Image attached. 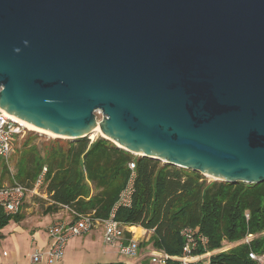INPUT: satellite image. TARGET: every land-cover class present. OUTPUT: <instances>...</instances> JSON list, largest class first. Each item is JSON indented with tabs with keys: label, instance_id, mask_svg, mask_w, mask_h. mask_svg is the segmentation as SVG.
Here are the masks:
<instances>
[{
	"label": "water",
	"instance_id": "95a60500",
	"mask_svg": "<svg viewBox=\"0 0 264 264\" xmlns=\"http://www.w3.org/2000/svg\"><path fill=\"white\" fill-rule=\"evenodd\" d=\"M0 106L58 137L98 129L263 183L264 0H0Z\"/></svg>",
	"mask_w": 264,
	"mask_h": 264
},
{
	"label": "trees",
	"instance_id": "16d2710c",
	"mask_svg": "<svg viewBox=\"0 0 264 264\" xmlns=\"http://www.w3.org/2000/svg\"><path fill=\"white\" fill-rule=\"evenodd\" d=\"M56 142L45 156L35 146L30 147L13 177L31 189L45 166L48 168L44 185L48 200L43 214H54L61 208H69L74 220L78 214H92L101 220L114 214L125 225L153 229L140 246L172 255L182 253V229L198 227L208 241L196 252L206 257L193 264H257L249 252L264 255V181H209L201 172L136 155L104 137ZM132 162L134 170L129 167ZM128 188L129 204H119ZM19 219V212L8 215L0 207V240L3 228ZM250 233L256 237L249 243L221 251L224 242H239ZM127 235L131 237L130 232ZM142 264L150 261L143 259Z\"/></svg>",
	"mask_w": 264,
	"mask_h": 264
},
{
	"label": "built area",
	"instance_id": "2783aa9c",
	"mask_svg": "<svg viewBox=\"0 0 264 264\" xmlns=\"http://www.w3.org/2000/svg\"><path fill=\"white\" fill-rule=\"evenodd\" d=\"M24 126L17 120H14L4 109L0 106V159L8 160L14 152L13 146L18 135L23 131ZM137 155V154H136ZM135 162L130 163L131 170L135 169ZM48 168L42 170L34 183V190L39 187H44L46 181V173ZM28 188L20 183L14 181L9 185L0 186V207L4 208L8 215H16L20 212L22 204L26 198ZM131 189L128 188L122 195L119 204L128 205L130 202ZM247 218L249 215L247 214ZM98 224L104 226V241L112 246H117L119 253L124 257L135 259L139 258L141 253L140 240L134 235L135 232L131 230L132 226H128L118 221L114 214L105 220L93 218L92 214H78L76 220L66 222L64 220H57L53 222L48 228V235H50L51 243L46 250H36L30 257L31 264H58L62 261L65 253V247L69 240L79 235L89 233ZM130 232L132 237H127ZM150 235L152 230H148ZM183 248L182 253L172 255L165 250L157 248H150L148 253V261L150 264H172L179 262V264H193L205 258L206 255L199 254L196 251L201 245L208 241V238L199 230V228L186 227L182 229ZM256 235L250 233L244 239L237 242L249 243ZM210 254V252H207ZM9 252L4 250L3 256H8ZM249 258H252L257 264H264V255L257 254L254 250L249 252ZM135 264H142V260ZM9 264V263H6Z\"/></svg>",
	"mask_w": 264,
	"mask_h": 264
},
{
	"label": "rangeland",
	"instance_id": "374dc122",
	"mask_svg": "<svg viewBox=\"0 0 264 264\" xmlns=\"http://www.w3.org/2000/svg\"><path fill=\"white\" fill-rule=\"evenodd\" d=\"M99 137H101L100 132L91 135L92 140ZM59 140L64 144L67 141H73L64 137L53 136L45 132L41 133L31 129L30 127L28 128L24 126L23 131L17 136L15 140L13 146L14 152L11 154L9 159H0L1 186L9 185L14 182L13 177H15L17 173L19 165L18 162L24 153L30 150V147L35 146L39 153L42 156H45L46 150ZM5 166L7 168H5ZM206 178L209 181L215 180L209 176H206ZM27 192L28 193L19 212L20 219L18 222H15L14 220L12 221L13 223L17 224V227L12 226L13 223H10L9 226L5 227L6 237L0 240V264H29L30 257L33 254V249H35L37 246L34 232L31 230L33 227H35V223L37 222L34 219H41L45 216L43 214V210L46 208L48 195L46 197L44 196L46 192L44 187H39L34 190L33 186L31 189L28 188ZM55 221H57V219H55ZM18 224L23 225V227L26 229L22 230L20 227H18ZM133 231L138 232L139 230L134 229ZM41 235L44 240L48 236L46 235L45 230H41ZM132 235L133 234H131V237ZM150 236V232H148V235L137 238H139L141 244L142 242L147 241ZM127 237L129 236L127 235ZM234 247L236 246L224 242V246L222 247L221 251L229 250V248L231 249ZM65 249L66 250L62 261L58 262V264H106L118 262L120 259H124L125 261L132 260L135 262V260L147 259L148 253L150 251V247L148 248L142 245L141 253L138 259L124 257L119 253L117 246H112L104 241V226L102 224H98L89 233L76 236L75 238L69 240ZM4 250L9 252L8 256H3Z\"/></svg>",
	"mask_w": 264,
	"mask_h": 264
},
{
	"label": "crops",
	"instance_id": "0c3cea01",
	"mask_svg": "<svg viewBox=\"0 0 264 264\" xmlns=\"http://www.w3.org/2000/svg\"><path fill=\"white\" fill-rule=\"evenodd\" d=\"M45 197L47 196V193L45 192V195H44ZM47 205V204H46ZM45 215V214H44ZM55 219H57V220H64V221H66V222H71V221H73L74 219H73V216H72V213H71V211L69 210V208H61V210L59 211V212H57V213H54V214H46L43 218H41V219H34L35 221H37L36 223H35V227H33L32 228V232H34V235H35V238H36V243H37V246H36V248L35 249H33V252L34 251H36V250H46L47 249V247L50 245V243H51V238H50V236L47 234L48 233V227H49V225L53 222V221H55ZM11 223H13V222H11ZM17 224L16 223H13L12 224V226H16ZM9 226V225H8ZM7 227V226H6ZM17 227V226H16ZM18 227H20L22 230H25L26 228L25 227H23V225H19L18 224ZM134 229H138L139 231L138 232H135V234L134 235H136V237H139V238H141V237H144V236H146V235H148V232L146 231V229H144V228H142V227H139V226H132L131 227V230L133 231ZM41 230H45L46 231V235H48L47 236V238L44 240L43 238H42V235H41ZM5 228H3V230H2V235L4 236V237H6L5 236ZM138 238V239H139ZM143 239V238H142ZM228 244H230V245H235L236 246V244H237V242L236 243H228ZM230 249V248H229ZM32 252V253H33ZM122 262L123 264H135V263H138V262H140L139 260H135V262H133L132 260H127V261H125L124 259H120L118 262ZM29 264H31V262H29Z\"/></svg>",
	"mask_w": 264,
	"mask_h": 264
},
{
	"label": "bare ground",
	"instance_id": "6f19581e",
	"mask_svg": "<svg viewBox=\"0 0 264 264\" xmlns=\"http://www.w3.org/2000/svg\"><path fill=\"white\" fill-rule=\"evenodd\" d=\"M10 115V114H9ZM11 116V115H10ZM14 120H17V121H19L23 126H25V127H30L31 129H34V130H36V131H39V132H41V133H48V134H50V135H53V136H57L56 134H54V133H51V132H49V131H47V130H41V129H38V128H36L35 126H33L32 124H30V123H25V122H23V121H21L20 119H17V118H14L13 116H11ZM97 132H99V130L97 129L96 130V133Z\"/></svg>",
	"mask_w": 264,
	"mask_h": 264
}]
</instances>
